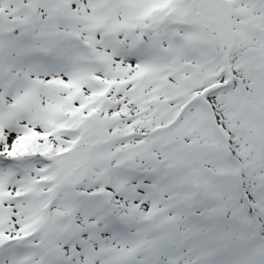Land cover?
<instances>
[{
  "label": "snow or ice",
  "instance_id": "6c2138e0",
  "mask_svg": "<svg viewBox=\"0 0 264 264\" xmlns=\"http://www.w3.org/2000/svg\"><path fill=\"white\" fill-rule=\"evenodd\" d=\"M0 264H264V0H0Z\"/></svg>",
  "mask_w": 264,
  "mask_h": 264
}]
</instances>
